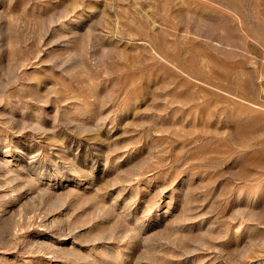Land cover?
Returning a JSON list of instances; mask_svg holds the SVG:
<instances>
[{
	"label": "rangeland",
	"instance_id": "1",
	"mask_svg": "<svg viewBox=\"0 0 264 264\" xmlns=\"http://www.w3.org/2000/svg\"><path fill=\"white\" fill-rule=\"evenodd\" d=\"M0 264H264V0H0Z\"/></svg>",
	"mask_w": 264,
	"mask_h": 264
}]
</instances>
